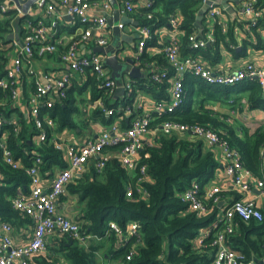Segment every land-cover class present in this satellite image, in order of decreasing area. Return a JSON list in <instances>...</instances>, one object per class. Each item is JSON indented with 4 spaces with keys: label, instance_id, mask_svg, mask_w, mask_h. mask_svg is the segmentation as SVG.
I'll return each instance as SVG.
<instances>
[{
    "label": "trees",
    "instance_id": "16d2710c",
    "mask_svg": "<svg viewBox=\"0 0 264 264\" xmlns=\"http://www.w3.org/2000/svg\"><path fill=\"white\" fill-rule=\"evenodd\" d=\"M260 3L264 4V0H260ZM204 4L203 0H153L151 7L139 8L137 14L140 15L141 25H148L153 34L146 46L155 41V27L165 25L168 21L171 23V18L176 16L179 18L178 29L183 31L180 33L182 56L201 57L207 69L221 73V70L214 69L221 59V46L227 47L236 55H242V52L232 47L237 43V38L235 27L230 21L226 31L221 24H213L215 41L199 49L192 46V35L204 36L210 30L207 15H204L201 26L196 24ZM178 11L181 12L180 17L177 15ZM26 18L34 19L30 14L18 15L16 10L11 9L0 20V75L6 74L7 64L12 57L11 52H8L9 48H5L10 43L9 35L16 25L21 26ZM199 27L202 28L201 33L198 31ZM23 35L21 32V38ZM66 48L67 46L58 44L56 52L61 54ZM146 48L135 60V64L156 70L151 71L148 78L136 79L132 86L134 88L135 85H142L148 90L162 92L165 87L172 86L171 79L176 74V69L169 62L164 49L161 54L149 57ZM37 56L39 55L36 54ZM156 73H164L165 76L156 80ZM83 76H86L84 84L91 86L94 98H102L101 106L96 108L94 116L99 117L104 124L112 123L122 102L125 107L133 100L134 89L125 97L126 100H117L113 97V91L101 86L96 73L88 69ZM183 81V102L175 111L151 122V130H156L155 140L144 142L139 152L138 165L132 174L118 157L123 146L118 143L107 147L106 152L111 156L101 172L95 166L94 177L84 181L80 178L77 184H68L72 192L78 193L80 199L86 201L78 218L74 219L79 222L82 233L104 236L111 229L110 222L114 221L122 230L121 234L126 235L130 222L139 223V233L125 238L121 246L113 249V255L120 264H210L216 251V247L212 245V236L205 237L202 245L197 243V239L203 229L212 225L220 210L219 206L208 200L210 211L198 213L189 208L179 193L193 181L202 186L208 183L221 163L215 151L206 150L204 140L196 135L193 134V138H183L165 134L160 129L163 121L172 120L190 126L201 125L218 132L240 152L244 165L256 176L261 175L264 129H259L253 134L245 131L241 137L237 134L236 127L231 124L230 117L215 107L217 102H227L235 107L242 104V98H246L248 107L264 108V88L259 80L246 78L231 86L215 85L186 72ZM29 86L30 95V92L35 90V82L32 81ZM73 86L72 81L64 98L57 99L51 107L42 106L40 110L42 114L46 113L53 119L59 131L75 127L72 114L78 108L75 98L71 95L75 89ZM242 91L244 94L238 95ZM1 97L3 90L0 88ZM160 99L157 97V100ZM162 99L158 102H167L171 96H163ZM12 102L10 99L3 109L7 120L3 127L6 136L3 140L0 137V219L4 221L11 220L22 212L13 207V199L23 194L21 192L29 191L31 177L27 168L34 163L33 152L40 155L42 161L39 167L44 171L51 170L56 165L62 168L67 166L64 151L57 147V141L53 137V126L47 121L44 122L47 138L35 142L33 135L40 133L41 129L37 127L32 114L30 118L24 113H20L22 119L12 118V113L18 112L14 110L16 106ZM106 109H113L114 113L107 115ZM3 146L11 151L15 160L22 162L20 167L14 168L6 162ZM142 166L147 168L144 174L141 172ZM129 189L132 192L130 196ZM221 197L223 199V191ZM235 221L236 226L227 241L242 255V263L250 264L256 258L264 260V209L262 220L247 221L237 216ZM111 230L113 231L109 240L113 245L118 237L116 231ZM56 232L63 236L59 249L50 248L49 253H36L31 264H94L92 251L80 245L73 236L58 230Z\"/></svg>",
    "mask_w": 264,
    "mask_h": 264
},
{
    "label": "built area",
    "instance_id": "2783aa9c",
    "mask_svg": "<svg viewBox=\"0 0 264 264\" xmlns=\"http://www.w3.org/2000/svg\"><path fill=\"white\" fill-rule=\"evenodd\" d=\"M59 1L66 7L64 12L58 10L53 0H36V4L39 7L46 9V13L50 16L49 21L44 18H26L19 26L24 34L23 37L21 38L20 33L19 39L13 37L11 40L14 48L12 61L6 69V74L0 75V88L3 90V97L0 98V137L2 140L6 136L5 128H3L7 121L3 111L6 103L11 99L15 105L25 93L22 77L26 72L29 76H34L35 69L33 64L36 54L45 55L57 51L58 43L55 40V34L58 32L60 21L64 16H70L75 21H78L84 26V29L79 35L80 38L75 37L60 54L61 60L65 63L63 72L59 75L47 74L43 81L34 80L36 87L30 95L29 104L36 125L41 129L40 133L37 134V140L41 142L47 138L44 122L47 121L51 126L54 124L53 119L48 114L40 112L42 106L51 107L57 99L61 100L64 98L77 74L85 75L90 69L97 74L102 87L109 88L110 91L117 87V81L111 76L109 67L104 63L106 56L94 52L87 53L86 49L82 50L83 44L87 42H92L96 46H109L111 44L112 40L106 35V32L108 29L113 28L108 21L111 15L108 9L111 7L112 0H105L103 12L93 16L89 15L88 11L92 4L98 0ZM203 2H206V0H203ZM152 5L153 0H146V7H151ZM120 8L121 13H127L133 11L135 6L130 0H127ZM11 9L16 10L18 15L29 14L27 10L17 3H5L0 0V20ZM226 11L227 9L224 6L213 0L206 13L210 30L204 36L192 35L190 39L193 47L199 49L215 41L212 31L214 23L221 24L223 30L226 31L228 24ZM239 13L244 17H253L255 22L256 18L264 13V5L256 6L255 2L244 3L239 8ZM171 23L178 29L179 18L173 16ZM117 25L123 31L125 25L121 21ZM137 33L139 37L133 57L134 60L143 54L148 41L153 36L148 25L138 27ZM164 51L169 62L176 69V74L171 79L172 95L169 101L157 102L153 111L149 114L135 115L130 125L119 132L114 126L102 131L97 136L88 137L79 145H70L67 148V166L56 173L48 186L42 182L39 167L42 161L41 157L37 152H33L34 163L27 168V172L31 177L30 193L28 195L20 194L13 199V207L32 218L34 222L33 234L27 244L19 247L14 246L11 236L12 225L9 222L3 223L0 232V264H29L32 256L47 249L48 235L57 230L67 233L77 240H85L86 234L82 233L79 222L58 211L57 202L59 197L65 192L66 187L74 179L76 173L84 168L89 159L96 158V167L101 172L111 156L106 152L107 147L111 145L123 144L118 157L128 171H133L138 165L139 152L145 142L143 137L151 130V122L156 118L175 111L183 102L185 94L183 75L186 72L193 73L209 84L225 86L235 85L246 78H256L264 88V66L257 65L254 62H247L243 67L235 71L216 73L203 65L201 57L184 58L181 54L180 32H175L172 35L168 44L165 45ZM163 76H165L164 73H156L154 78L161 80ZM132 82L129 80L123 83L128 94L132 90ZM105 113L112 115L114 110L106 109ZM160 129L165 134L179 131L205 137L212 146L220 151L223 165L232 178L234 188L241 192L252 194L256 191L254 198L248 200L234 199L224 203L221 197L222 190L219 186L206 189L203 187L204 185L202 186L199 182L193 181L188 188L179 193L180 198L188 203L189 208L198 213L210 211L208 200H211L220 208L212 225L203 229L197 239V243L202 245L205 237L212 236V245L216 247V251L210 264H243L242 255L234 250L227 240L236 226L235 219L237 216L247 221L250 219H263L264 148L261 151V175L256 176L251 169L244 165L240 152L230 142L223 139L218 132L208 127L201 125L190 126L172 120H165L162 122ZM3 147L5 148L4 157L6 162L14 168L20 167L22 162L15 160L11 151L5 146ZM57 147L63 149V145L60 142L57 143ZM146 170V166H142L141 172L143 174L146 173ZM146 178L149 179L148 177ZM128 195H132L131 189L128 190ZM222 202L223 204L220 206ZM109 225L111 229L122 233L116 222L111 221ZM139 227V223L133 221L128 226V237L138 234ZM250 264L257 263L254 260Z\"/></svg>",
    "mask_w": 264,
    "mask_h": 264
},
{
    "label": "crops",
    "instance_id": "0c3cea01",
    "mask_svg": "<svg viewBox=\"0 0 264 264\" xmlns=\"http://www.w3.org/2000/svg\"><path fill=\"white\" fill-rule=\"evenodd\" d=\"M56 4L58 10L64 12L65 6L61 4L59 0H53ZM119 3V9L121 12V8L127 0H117ZM134 6L135 11L121 13V15H129L135 22L134 23H127L124 26L123 31L129 34L134 35L137 33L138 27L141 26V18L140 15L137 14L139 8L145 6L146 0H130ZM5 3H17L21 5L25 10L29 12L31 16L34 18H44L45 20L49 21V14L46 13V9L39 7L36 4V0H4ZM105 0H98L92 4V7L89 9V15H99L103 12V3ZM255 2L257 5H264L260 3V0H233L230 1V6L234 7L237 14L234 11H229L227 9L226 16L228 21H230L235 27V36L237 38V43L234 44L232 47H235L238 52H242V55H236L227 47L221 46V59L216 65L214 69L221 70L222 72L228 73L230 71H235L244 66L247 62H254L257 65L264 66V13L256 18L254 22L253 17H244L239 13V8L244 3ZM223 6V5H222ZM160 7V6H159ZM114 4L112 2L111 7L108 11L111 13L110 16L114 14ZM207 13V12H206ZM181 12L178 11L177 15L180 17ZM206 15V14H205ZM210 27V25L208 24ZM84 26L75 21L73 18L69 16H64V18L60 21V26L58 32L55 34V40L58 44L63 46H68L70 42L76 37L81 35L83 32ZM22 29L19 27V24L16 25L13 32L9 35L10 43L5 46L6 49L9 48V53L13 56L14 48L12 47L11 40L13 37L19 39L20 33ZM199 33H201V28H198ZM175 32L183 33L182 29H177L176 27L172 26L171 23L168 21L165 25H158L155 27V41L151 44L146 46L147 55L149 57H155L157 54H161L163 51L165 44ZM109 38L112 40L111 44L114 41V33L113 28L108 29L106 32ZM137 39L134 41V45L127 42H123L122 45L124 46L123 51L120 52V57H134L136 46H137ZM110 44V45H111ZM82 50L86 49L87 53H91V50L96 46L92 42H87L83 44ZM12 61V57L10 58L7 67ZM134 66L138 67L135 63ZM6 67V69H7ZM33 68L35 69V74L33 77L29 76V74H24L22 77V84L25 87V93L23 96L18 99L15 104L14 110L18 112L12 113V118H21L20 113H24L27 118L31 117V109L28 98L29 95V84L34 81L35 79L45 80V76L47 74L50 75H59L63 72L65 68V63L61 60L60 52H54L51 54L39 55L35 57ZM140 69L139 77L137 78H123V81H136V79H145L148 78L151 71H155L156 69L153 67H138ZM112 72L111 68H109ZM86 76L77 74L73 79L74 90H72L71 95L75 98V105L77 106V110L73 112L72 118L75 122V127L73 128H65L63 131H59L57 125L53 124V137L58 142L63 145V151L65 154L66 162L68 164V157H67V148L70 145H79L83 143L88 137L90 136H97L102 131L106 129H110L112 127H116L117 131H121L128 127L131 123L132 118L137 115H146L153 111L156 103L160 100H163V96H171L172 95V87L167 86L165 87L162 92L155 91L153 89H147L145 86L142 85H135L132 90L134 89V96L133 100L130 104L125 105L122 102L120 105V110L117 111V114L114 115V120L110 124H104L99 117L95 118L94 111L96 108H100L101 106V97L94 98L92 93V88L90 85H85ZM123 82V83H124ZM132 82V83H133ZM133 85V84H132ZM171 85V83H170ZM117 88V87H116ZM116 88L113 91V97L115 99H122L126 100L125 97L128 96V91L126 90L125 93H116ZM131 90V91H132ZM244 94V91L238 93V95ZM159 95V96H157ZM29 96V97H28ZM157 97H160V100H157ZM242 104H238L235 107L230 106L227 102H217L215 107L218 111L227 114L230 117V122L236 127L237 134L241 137L244 136L245 131H248L249 134H253L259 129H264V108H250L248 107V103L246 102V98H242ZM12 104V103H11ZM33 117V116H32ZM22 119V118H21ZM127 125H126V122ZM51 126V127H52ZM172 134L177 135L183 138H193L194 135L191 133H183L179 131H175ZM156 137V130H150L149 133L144 135V141L153 142ZM197 138H201L204 140L205 149H212L218 156V159L221 163L220 167L215 172L213 179H211L208 183H206L203 187L209 189L213 186H219L223 191V201L224 203H228L234 199H243L248 200L250 198H254L256 196V191L254 194L241 192L238 189L234 188L233 181L231 176L226 172L225 167L223 165V158L220 151L212 146L209 141L203 136H197ZM34 141L37 140V134L33 135ZM39 142V141H38ZM96 166V158H91L86 163L84 168L77 172L74 179L71 183L77 184L78 179L81 178L82 181L94 177L93 169ZM61 166H54L51 170H42L40 169L42 182L44 185L48 186L51 184L54 176L56 175L59 170H61ZM133 171H129L132 174ZM100 175V174H99ZM1 177V173H0ZM93 179V178H92ZM1 183V182H0ZM23 194H29L30 188L28 192H21ZM258 194V193H257ZM86 201H82L80 196L76 192H72L69 186L66 187L65 192L59 197L57 202L58 211L66 215L71 219L78 218L79 214L82 211ZM5 222H9L12 225L11 236L13 239L14 246H23L29 242L33 234V227L34 222L32 218L24 212H19L16 216L12 217L11 220L4 221L0 219V232L2 230V225ZM130 222L128 225H130ZM111 229L107 231L104 236H96L92 233H88L84 241L77 240L78 243L84 246L87 250L93 252V261L94 264H120L119 260L115 259L113 255V249H117L119 246L122 245V242L125 238L128 237L126 234H121L116 232V236L118 240L112 245L109 240V236L111 235ZM56 232V231H55ZM53 232L48 235V246L43 253L51 252L50 248L52 249H59L60 240L62 234L59 232ZM63 237V236H62ZM54 252V251H53ZM55 254V252H54ZM58 255L62 256L58 253ZM33 257V256H32ZM32 257L30 258V263Z\"/></svg>",
    "mask_w": 264,
    "mask_h": 264
},
{
    "label": "water",
    "instance_id": "95a60500",
    "mask_svg": "<svg viewBox=\"0 0 264 264\" xmlns=\"http://www.w3.org/2000/svg\"><path fill=\"white\" fill-rule=\"evenodd\" d=\"M218 2L219 4L223 5L226 9L229 11H234L235 14L236 10L234 7L230 6V1L233 0H214ZM115 10L114 14L112 16H109V24L113 27V33H114V41L113 44L109 46H95L91 52L94 53H100L106 56L105 58V65L109 68H111V76L117 81V88L116 93H125L126 87L123 85V78L126 76V78L132 77L137 78L139 77L140 69L136 66H134V58L126 56V57H120V52L123 51L124 46L122 45L123 42H127L134 45V41L136 38L139 37L138 33H135L134 35L129 34L127 32L122 31V29L117 25L120 21L125 25L127 23H134L136 22L129 16V15H121L120 9H119V3L117 0H112ZM213 2V0H206L205 4L203 5L200 14L197 17L196 24L198 26H201L202 20L204 15L206 14L207 10L210 7V4ZM70 17V16H69ZM71 18V17H70ZM202 32V28H201ZM223 202L220 204L222 206ZM255 262L257 264H264V260L262 259H255Z\"/></svg>",
    "mask_w": 264,
    "mask_h": 264
}]
</instances>
